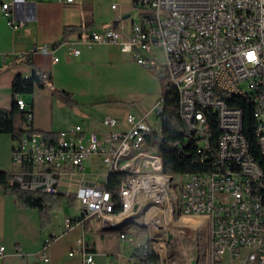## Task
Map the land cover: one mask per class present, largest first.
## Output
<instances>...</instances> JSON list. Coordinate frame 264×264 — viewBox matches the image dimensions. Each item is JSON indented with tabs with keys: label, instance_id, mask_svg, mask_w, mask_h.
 <instances>
[{
	"label": "built area",
	"instance_id": "obj_1",
	"mask_svg": "<svg viewBox=\"0 0 264 264\" xmlns=\"http://www.w3.org/2000/svg\"><path fill=\"white\" fill-rule=\"evenodd\" d=\"M133 1L138 18L129 17L128 29L108 24L90 32L84 25L80 40L90 46L98 42L116 45L124 52H133L138 62L158 74H165L179 93L182 131L200 129V136L195 138L203 152L211 146L205 110L216 113L215 101L225 92H246L256 101L253 128L264 157V0ZM2 10L11 27L23 24L16 19L12 2H4ZM68 50L75 55L81 52L75 44L69 45ZM249 52L255 60L249 59ZM17 98L23 99V110L30 122L33 108L23 95ZM162 110L163 98L152 111ZM191 112H200L197 125H190ZM146 118L129 112V129L112 131L109 142L96 130L85 129L80 123L60 130L55 141L36 133H24L13 143L12 160L25 173L13 175L12 182L26 181L22 184L24 187L56 195L62 193L63 185L64 191L71 193L66 187L70 182L67 177L72 176V170H83L88 158H98L106 172L151 165L152 155L145 146V136L153 126ZM116 123V118L110 120L111 125ZM219 128L212 170L165 175H172V180L180 183L182 193L187 194V209H197L198 215L205 217L212 237L214 264L217 261L219 264H264V168L252 155L250 142L243 132V112L235 106L225 109ZM227 161H235V172L226 173ZM238 161H246V169H238ZM156 179H163V175L125 178L119 192L123 201L120 213L113 211L115 201L107 186L98 185L97 181L83 180L76 195L81 197L87 214H99L102 223H108L124 218L128 209H136L138 213L142 192L155 190L154 199L165 200L155 189ZM84 219L85 214L66 216L65 228L70 230ZM120 235L133 243L134 238L128 231ZM48 242L40 251L45 261L50 260ZM78 242L70 254H82L84 264H97L86 238L81 237ZM154 243L159 253L158 240ZM146 245L147 242L142 246ZM5 250L6 246L0 243V255Z\"/></svg>",
	"mask_w": 264,
	"mask_h": 264
},
{
	"label": "crops",
	"instance_id": "obj_2",
	"mask_svg": "<svg viewBox=\"0 0 264 264\" xmlns=\"http://www.w3.org/2000/svg\"><path fill=\"white\" fill-rule=\"evenodd\" d=\"M7 1L13 3L16 19L22 21V25L14 28L8 24L2 10V4ZM133 2L0 0V108L12 106L14 77L17 74L30 76L37 67L51 73L54 85L70 92L79 105L67 104L51 87L37 88L31 96L23 95L33 108L29 122L33 128L57 136L60 130L80 123L85 129L96 130L109 142L112 131L129 129V112L147 116V121L154 126L150 115L163 98V85L157 71L138 62L133 52H124L116 45L98 42L90 46L80 40L84 25L90 32L108 24L128 29L129 17L135 12ZM114 3L118 5L116 8L112 7ZM71 44L78 46L81 52L70 54ZM28 56L32 63L26 60ZM112 118L117 119L115 125L110 124ZM13 143L10 133L0 132V170L23 174L24 169L12 160ZM108 175L96 157L86 159L83 170H72L66 186L71 193L62 186V201L50 212L51 221L45 226H42L38 208L19 205L15 197L0 186V243L6 246L0 255V264H84L82 254H70L78 247L81 237L86 238L89 249L95 253L97 264H136L137 259L128 248L133 244L121 235L122 244H118L102 231L121 227L123 230L124 225L99 222V214H87L81 197L76 195L83 180L95 183L99 177L97 184L106 186ZM24 182L18 183L24 187ZM83 214V223L70 230L65 228L66 216ZM47 242L49 261L40 255Z\"/></svg>",
	"mask_w": 264,
	"mask_h": 264
},
{
	"label": "trees",
	"instance_id": "obj_3",
	"mask_svg": "<svg viewBox=\"0 0 264 264\" xmlns=\"http://www.w3.org/2000/svg\"><path fill=\"white\" fill-rule=\"evenodd\" d=\"M90 15V10H86ZM91 24V19H88ZM77 28V27H75ZM31 57L26 60L30 63ZM160 77H163L159 74ZM52 74L37 67L30 76L17 74L12 82L13 101L10 108H0V132L10 133L13 140L20 139L24 133L41 134L48 141H55L57 136L40 129H35L27 122L26 112L18 105V95L31 96L37 88L51 87L54 94L69 105H79V102L70 92L57 88L52 79ZM167 79V76H165ZM163 81V78H162ZM164 84V83H163ZM230 105L239 107L243 112V132L250 142L251 152L254 158L264 168V157L261 154L254 132V112L256 103L246 93L233 95L229 98ZM208 118L210 133V149L203 152L199 148V137L191 131H182L183 119L179 104V93L170 82L166 83L163 90V110L160 112L161 127H153L145 136V146L160 155L162 160V172L171 174L202 173L213 169L217 157L218 139L220 128L215 113L205 110ZM180 143V145H177ZM13 174L0 170V186L7 194L15 197L16 202L25 207L38 208L41 214L42 226L51 221L50 212L62 201V195L22 187L18 182H12ZM127 177L125 171H111L108 175L107 190L115 201L113 211L120 213L123 210V201L120 197V186ZM122 230V227H121ZM133 256L138 259L136 264H161L162 257L158 253L151 240L146 246L137 247ZM219 264V261H217Z\"/></svg>",
	"mask_w": 264,
	"mask_h": 264
},
{
	"label": "rangeland",
	"instance_id": "obj_4",
	"mask_svg": "<svg viewBox=\"0 0 264 264\" xmlns=\"http://www.w3.org/2000/svg\"><path fill=\"white\" fill-rule=\"evenodd\" d=\"M132 15L134 19L138 18L136 11L133 12ZM153 63L157 62L153 60ZM162 76L163 77L160 78L161 81L163 78L162 85L164 90L169 79L168 77L167 79L165 78V74ZM225 96L229 97L230 95L225 92ZM159 114L160 113L153 111L149 119L156 129H159L161 124V117ZM138 170H142L141 165H138ZM144 171L150 173L155 172V170L149 166H146ZM154 198V190L141 193L139 202L142 203L141 206L144 209L140 211L139 215H149V213L147 214L148 207L146 205L148 203H150V205H160V202H158L159 199ZM58 213L61 212L58 211ZM97 219L99 222H102L101 217H97ZM142 220L143 221L133 220L124 226V228L128 230L129 236H133L134 238L133 245L128 246V248L132 250V253L138 246H142L148 240H152L153 242L158 240L159 244L157 243V248L161 252V264H192L193 261H201L203 257V259H205L204 262L206 261L207 264H214V260L210 253L209 234H206L204 230L200 233L196 230L187 228L188 226L194 227L190 225V223H197L198 226H201L204 221L203 219L180 215L174 219L167 218V220L155 216H148L146 219ZM168 222H170V224H168ZM165 225L168 227L166 228ZM201 227L200 229L202 230L203 227ZM102 231L107 233V237L111 240L118 244H122V240L119 239L121 228H109ZM153 245H155V243Z\"/></svg>",
	"mask_w": 264,
	"mask_h": 264
},
{
	"label": "bare ground",
	"instance_id": "obj_5",
	"mask_svg": "<svg viewBox=\"0 0 264 264\" xmlns=\"http://www.w3.org/2000/svg\"><path fill=\"white\" fill-rule=\"evenodd\" d=\"M229 97L225 95L219 96L218 99L215 101V111L216 116L218 118L219 124H221L222 119L225 118V109H231L232 105H230L229 98L233 95H238L242 93H246L243 91H229ZM20 109H23V99L18 98L17 100ZM256 103V101H254ZM236 110L242 112L239 107H236ZM160 113V112H158ZM200 120V112H191L190 114V125H197V121ZM191 132L200 135V129H191ZM152 155L151 165H145L142 167V170H138V165H134V167H127V168H120L116 170L125 171L127 173L126 178H137V177H144V178H158L163 175V179H156L155 181V189L159 192L160 195L165 197V200H159L160 205H153L150 203L146 204L148 207V216H155L162 219L167 220V218H176L180 215L183 216H190L198 219H203V223L201 226H198L197 223L193 225L194 227H187L192 230H196L200 233L204 230V232L208 233L207 221L203 215H198L197 209H187V194L182 193V189H180V183L178 180H172V175H165L167 173L162 172V160L159 154L154 151H149ZM146 166L152 167L155 170L154 173L145 172L144 168ZM140 168V167H139ZM238 169H246V161H238ZM112 170V171H116ZM111 172V171H110ZM108 172V173H110ZM235 172V161H227L226 162V173H233ZM155 192V190H154ZM141 202L138 200V207H141L140 211L144 209L141 206ZM140 211L136 213V209H128V215H124V218L115 219L113 222H108L107 224L113 225H120L126 226L129 222L133 220L143 221L142 219H146L148 216L146 214L139 215ZM157 215V216H156ZM176 220V219H175ZM170 224V222H168ZM202 228V230L200 229ZM128 231L126 228L122 230V232ZM201 239V238H200ZM209 244H210V253L212 250V237L209 236ZM204 258V257H203ZM201 259L198 262L193 261L192 264H207V262Z\"/></svg>",
	"mask_w": 264,
	"mask_h": 264
},
{
	"label": "snow or ice",
	"instance_id": "obj_6",
	"mask_svg": "<svg viewBox=\"0 0 264 264\" xmlns=\"http://www.w3.org/2000/svg\"><path fill=\"white\" fill-rule=\"evenodd\" d=\"M249 59H254V55L252 53L248 54Z\"/></svg>",
	"mask_w": 264,
	"mask_h": 264
},
{
	"label": "clouds",
	"instance_id": "obj_7",
	"mask_svg": "<svg viewBox=\"0 0 264 264\" xmlns=\"http://www.w3.org/2000/svg\"><path fill=\"white\" fill-rule=\"evenodd\" d=\"M249 53H252V52H249ZM249 53H248V54H249ZM248 54H247V55H248ZM252 54H253V53H252ZM253 55H254V54H253ZM255 58H256V57L254 56V59H250V60H255Z\"/></svg>",
	"mask_w": 264,
	"mask_h": 264
}]
</instances>
